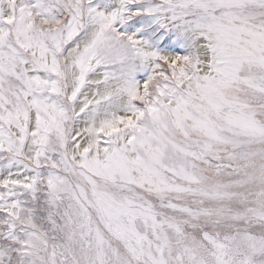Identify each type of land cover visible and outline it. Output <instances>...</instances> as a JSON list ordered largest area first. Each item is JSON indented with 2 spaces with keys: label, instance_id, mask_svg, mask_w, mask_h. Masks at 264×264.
Masks as SVG:
<instances>
[{
  "label": "snow or ice",
  "instance_id": "obj_1",
  "mask_svg": "<svg viewBox=\"0 0 264 264\" xmlns=\"http://www.w3.org/2000/svg\"><path fill=\"white\" fill-rule=\"evenodd\" d=\"M0 264H264V0H0Z\"/></svg>",
  "mask_w": 264,
  "mask_h": 264
}]
</instances>
